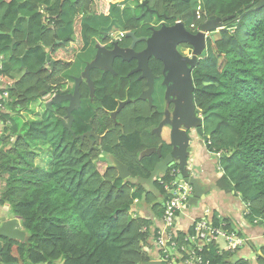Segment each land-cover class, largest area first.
<instances>
[{
  "label": "trees",
  "instance_id": "obj_1",
  "mask_svg": "<svg viewBox=\"0 0 264 264\" xmlns=\"http://www.w3.org/2000/svg\"><path fill=\"white\" fill-rule=\"evenodd\" d=\"M42 1L0 0V50L12 53L19 65L15 57L30 48L23 58L28 71L24 75L20 71L14 76L13 61L0 59V91L11 95L13 104L7 102L6 108L19 114L38 98L46 83L55 90L72 64L71 55L65 56L52 44L61 36L72 39L75 7L66 5L56 34L48 30L40 35L44 27L37 4ZM52 1L44 0L50 11L58 6V0ZM144 1L145 17L180 21L193 33L208 16L229 17L214 41L207 42L206 57L192 70L193 100L203 119L204 135L209 136V149L222 154L218 164L222 176L216 186L238 194L247 210L245 219L264 226V7L254 8L260 0ZM22 6L29 11L28 22L18 18ZM12 39L15 43L9 49ZM38 42L53 46L51 70L41 67L44 54L35 47ZM140 103L125 105L116 125L109 117L116 105L94 111V132L100 140L92 148L73 139L63 127L58 120L61 110L24 121L21 129L12 122L10 112L0 111V209H9L28 236L27 243L3 241L2 264H146L161 258L164 249L156 242L157 222H162L161 202L167 194L157 180L154 184L162 201L145 186L134 184L137 178H148L158 161L155 155L140 156L159 143L157 137L145 139L154 123L142 121L147 109L143 106V114L138 115ZM72 131L79 132L75 125ZM40 142L50 149L47 170L35 166L37 153L32 147ZM169 149L165 146L164 153ZM100 155L106 160L101 161ZM108 156L128 168L127 180L117 178ZM163 180L168 176L163 175ZM135 201L145 202L154 220L136 216ZM210 223L219 226L215 214ZM194 224L187 231L172 232V253L180 258L178 264L188 257L185 247L195 235ZM223 228L235 231L228 222ZM251 248L253 258L235 263L230 261L235 254L219 252L215 244L198 256L201 264H264V245Z\"/></svg>",
  "mask_w": 264,
  "mask_h": 264
},
{
  "label": "flooded vegetation",
  "instance_id": "obj_2",
  "mask_svg": "<svg viewBox=\"0 0 264 264\" xmlns=\"http://www.w3.org/2000/svg\"><path fill=\"white\" fill-rule=\"evenodd\" d=\"M54 2L55 0L51 3ZM41 3L46 4L44 0L39 2V4ZM66 5H73L76 10L75 16L72 19V39L62 37L61 39H57L59 43L56 45L59 46V50L65 56L71 55L72 64L70 67L74 65L76 75L70 77L66 71L61 75V81L57 84L55 90H51L50 85L46 83L44 89L40 92L45 90L46 86H48V90L46 91L48 96L51 94H59L60 96L72 95L77 90L79 96H77L74 104L76 105L78 100L79 107L72 112L73 121L71 129L73 125L76 126V130L79 131L76 136L92 133L88 138L85 137L82 140L75 139L87 142L91 148L100 140V136L94 132V118H92L94 111L103 110L104 106L113 105H116L114 108L116 110L119 103L126 100H130L128 104H134L136 101L142 102L136 106L138 115L143 114L144 106L147 109V117H144L142 121L154 123L153 127L148 130L149 136L145 137V139H148V141H151L152 137L159 139V143L156 146H150L146 149L161 147V157H166L170 153V149L165 153L164 151L165 146H168V134L171 131V127L168 124L163 125L158 135L151 134L150 132L156 129L162 121L172 119L177 95L180 94V87L175 80L173 81L174 74L167 70L169 66L156 57L150 56L146 59L145 63L147 64L145 68L147 69L144 74L143 53L147 49L148 41L154 32L160 30L162 26H172L174 23L157 21V18L149 19L145 17L142 0H58V6L52 11L49 10L46 4V12L50 17L47 24L55 28V30L50 31L59 30L58 25L60 23L58 22L65 11ZM115 5L117 6L112 9V13L110 14L111 6ZM37 14L39 13L37 12ZM25 18H28L26 20L28 22L30 15ZM40 22L44 27L43 30H40V35H44L45 31L49 29L42 23L41 15ZM125 34H131L132 37L125 38ZM52 45L55 46V44ZM53 46L48 52L50 59ZM35 47L38 48L37 44ZM115 47L116 49H114ZM188 49L185 44L176 46V51L180 58H183L185 61L186 58L190 59ZM29 50L30 48L27 47L23 55L20 57L16 56L15 59L19 61L20 58H24ZM113 50H120L121 52L129 50L130 53H125L124 58L113 57L109 65L110 70H108V62ZM12 56V53H10L11 58ZM97 56L99 61L98 68H92L88 73L84 74L86 66L94 61ZM165 56L169 57L168 54H165ZM45 60L46 55L44 54L41 67L51 70L49 64L44 65ZM186 66L189 67V64H186V62L183 64V67L182 65L179 66L182 69V75H184L183 69H186ZM18 69L22 75L28 73L25 67H23V59L22 66L20 63ZM150 85H152V90L150 91L152 105L148 104L147 99H138L142 94L149 91ZM167 92L168 95H166ZM121 95L124 97L123 100H120ZM68 105L69 102H62L53 107V114L55 115L60 110L64 112L59 113L58 118L64 128L69 122V118L65 112V108ZM47 111L44 109L42 116H45V112ZM119 113L115 117L116 122L111 119L114 125L117 124ZM154 116L160 117V119L158 120ZM140 118L142 117L139 116ZM191 134V132H188L189 136H192ZM95 138L97 141H95ZM194 138L193 142L194 140L198 141L197 136ZM0 216L4 215L0 213Z\"/></svg>",
  "mask_w": 264,
  "mask_h": 264
},
{
  "label": "water",
  "instance_id": "obj_3",
  "mask_svg": "<svg viewBox=\"0 0 264 264\" xmlns=\"http://www.w3.org/2000/svg\"><path fill=\"white\" fill-rule=\"evenodd\" d=\"M145 4V1H144ZM143 4V5H144ZM115 6H111L110 8V14L112 13V9ZM264 7V0H260L257 4H255L254 8H260ZM37 12L42 16V23L47 26L49 30H55L51 25H48L47 22L50 19V17L47 15L46 12V4L41 3L37 6ZM19 18L22 16L19 15ZM227 18H216L214 16H208L207 20L202 23L199 27V30L195 33L190 32L187 30L182 22H176L172 26H162V28L156 32L153 33V36L148 41V47L143 53L144 57V74L147 68H145L146 64L145 61L148 57L153 56L158 59H161L165 65L169 66L167 70H169L170 73L174 74L175 82L180 87V94L177 95V99L175 102V109L172 113V119L171 120H164L162 121L159 126L152 130L151 134L158 135L160 133V130L162 129V126L165 124H168L171 127V131L168 134V146L170 148V153L166 157H161V147L154 149H146L143 152H141V157L150 156L152 154H155L158 157V161L155 164L153 170L150 172L149 177L146 179L143 178H137L134 182L135 185H142L145 186L148 192H152L157 196H161L160 190L155 186L154 181L157 179L160 175L165 174L168 170V168L176 164L179 168V174L177 175V180H182L183 182L189 183L193 187V195L188 200L187 204L185 205V208H191V207H198L201 200H204V191L202 190V184L199 180V178L195 175V168L194 164L191 165V160L194 158L195 154L194 152H191L189 150L190 143L193 141V138L195 136L198 137V139H202L205 143L206 147H208V137L204 135L203 132V119L199 115V110L196 108L193 100V80H192V70L198 63V61L204 59L207 54L206 44L208 39L211 41H214L213 35L215 33H218L224 28L225 21ZM28 20V18H26ZM110 29V28H109ZM1 34V33H0ZM54 34H56V31H54ZM11 35V33L9 34ZM125 38L132 37L131 34H125ZM15 41L12 40V43L9 46V49H12ZM59 41L56 39L54 40V44H58ZM179 44H185L189 46L188 49V55L189 58H186V61L183 58H180L178 52L176 51V46ZM133 46V45H132ZM37 47L42 50V52L46 55V60L44 62V65L49 64L51 69L53 68L54 62L50 59V56L48 52L51 50L52 46L46 47L41 42L37 43ZM116 49V47L114 48ZM118 51V52H116ZM116 52V53H115ZM125 53H130L128 50L127 52H121L120 50H113L111 52V56L109 58L108 62V70H110V61L113 59V57H123ZM165 54H168L169 57L165 56ZM22 59H19V62L22 66ZM98 56L95 58L94 61H92L90 64H88L84 70V74L88 73V71L92 68H98ZM186 62V64H189V67L186 66V69H183L184 75H182V69L179 67ZM149 91L147 93L142 94L138 99L139 100H145L147 99L148 104L152 105V98L150 95V91L152 90V85L149 86ZM48 90V86H46V89L42 92L38 93V98L41 100L46 99L48 96L46 91ZM168 95V92L166 93ZM77 96H79L77 90H75L74 94L70 95H64L60 96L59 94L52 95L51 99L44 101V108L45 110H48L49 112L53 113V107L55 105H58L62 102H69L68 107L65 108V112L67 117L69 118V122L67 125H65V129L68 130L71 134L73 139H84L85 137L88 138L89 134H84L82 136H76L74 135L71 125L73 121L72 112L78 109L79 102L77 100L76 105L74 104V101L77 99ZM130 100L123 101L119 103L116 110L110 113V118L115 121L116 115L121 111V109L124 107V105L128 104ZM181 126V127H180ZM188 132H191L192 136L188 135ZM95 141L97 139L95 138ZM196 147H198V143L195 142ZM101 161H105L106 157L100 156ZM107 160L111 162V166L116 170L117 172V178L119 180H127L130 177L128 168L122 164L120 161H118L113 156H108ZM242 200V198L240 197ZM10 211L7 210L4 214V216H0V264L1 262V254L3 251V241H10V242H21V243H27L28 242V236L25 234V232L20 228L19 222L14 217H10ZM238 252V251H237ZM250 257H254V254L252 253ZM240 258L238 255H234L231 258V262L235 263L239 261ZM7 264H14V263H7ZM146 264H162L159 260H151Z\"/></svg>",
  "mask_w": 264,
  "mask_h": 264
},
{
  "label": "crops",
  "instance_id": "obj_4",
  "mask_svg": "<svg viewBox=\"0 0 264 264\" xmlns=\"http://www.w3.org/2000/svg\"><path fill=\"white\" fill-rule=\"evenodd\" d=\"M16 1L19 3L24 2V0ZM19 73L20 71H17L14 73V76H19ZM195 142L198 143V147H196ZM195 142L192 141L189 147V150L195 154L194 158L191 160V165L194 164V167H196L195 175L199 178L202 184V190L206 194L204 195V200L200 201L198 207H184L176 218L175 230L180 232L187 231L197 219L206 218L210 221L213 214H215L218 217L219 225L228 222L240 236L248 239V245L239 249L237 252L240 258L246 259L253 253L251 247L256 248L257 246L260 247L264 245L262 239L264 226L257 227L255 224L250 225L247 223L244 215L245 207L238 194H235L233 191L225 193V191L216 186L218 179L222 176L217 165V160L213 153L205 146L203 141L198 140ZM155 196L159 201H162L161 196ZM161 204L163 206L164 202L162 201ZM147 208H149V206L145 202L137 201L134 205V212L136 216L152 221L154 220V216L149 214ZM7 210L9 209L2 208L0 209V213L4 215ZM17 221L19 222L18 219ZM161 223L157 222V227L159 226L158 229L162 228Z\"/></svg>",
  "mask_w": 264,
  "mask_h": 264
},
{
  "label": "built area",
  "instance_id": "obj_5",
  "mask_svg": "<svg viewBox=\"0 0 264 264\" xmlns=\"http://www.w3.org/2000/svg\"><path fill=\"white\" fill-rule=\"evenodd\" d=\"M199 17L200 15L197 12V18ZM3 97V101L0 102V110L5 109L6 99H9L7 90H3ZM178 173V166L174 164L166 174L168 176L167 181L163 180V175L158 179V183L167 194L166 201L163 204L162 228L157 232L156 237L157 244L164 249L163 255L158 259L162 264H178L177 259L180 258L172 253L174 247L172 232L175 229L178 214L182 212L188 200L193 195V187L189 183L179 180L175 181ZM246 213L247 210L245 209L244 215ZM194 231L195 235L189 239V247H185L188 257L180 264H201V259L198 255L209 244L217 245L219 252H229L231 254L237 253L239 249L248 245L247 238L237 235L235 231L228 232L223 228V224L217 227L212 226L206 218L194 224Z\"/></svg>",
  "mask_w": 264,
  "mask_h": 264
},
{
  "label": "rangeland",
  "instance_id": "obj_6",
  "mask_svg": "<svg viewBox=\"0 0 264 264\" xmlns=\"http://www.w3.org/2000/svg\"><path fill=\"white\" fill-rule=\"evenodd\" d=\"M142 2H144V0H142ZM20 15L23 17H26L29 15V11L27 9V7L22 6L20 8ZM19 16V15H18ZM63 36H61L62 38ZM0 58L4 61V62H12L13 59L10 57V53L8 50L3 49L0 50ZM13 63L15 64V69L12 71V73H16L18 70V64L16 61H13ZM67 73L70 77L76 75V72L74 70V65H72V67H70L67 70ZM20 74V73H19ZM11 98V95H10ZM6 99V102H11V99ZM4 99L3 97V92L0 91V100L2 101ZM11 104H13L11 102ZM8 112H10V117L12 119V122L18 126L20 129L22 127V122L24 121H31V120H38L42 117V114L44 113V103L41 99H36L34 101H32L30 103V105L22 111L21 114L16 113L14 111H12V109L8 108ZM33 150L37 153V159H35V166L36 168H45L46 170L49 168V153H50V149L49 146L45 143H38L37 145H34ZM2 150V147L0 145V152ZM10 215L12 216V213L10 212ZM13 217V216H12ZM245 221L247 223H249L250 225H253V223L249 222L248 220L245 219ZM242 237V236H241ZM55 264H62L61 261L56 262Z\"/></svg>",
  "mask_w": 264,
  "mask_h": 264
},
{
  "label": "clouds",
  "instance_id": "obj_7",
  "mask_svg": "<svg viewBox=\"0 0 264 264\" xmlns=\"http://www.w3.org/2000/svg\"><path fill=\"white\" fill-rule=\"evenodd\" d=\"M143 4H144V2H143ZM207 20V19H206ZM206 20H204L202 23H204ZM176 22H180V21H176ZM198 30H199V28H198ZM197 30V31H198ZM196 31V32H197ZM216 34V33H215ZM215 34L213 35V38H214V36H215ZM208 41H209V39H208ZM207 41V42H208ZM207 49V48H206ZM199 62V61H198ZM197 65V64H196ZM1 85V84H0ZM3 92V91H2ZM52 95H54V94H51L50 96H47L46 97V99H44V100H42L43 102L44 101H47V100H49V99H51V97H52ZM37 99H39V98H37ZM3 101V100H2ZM1 100H0V102H2ZM6 106V105H5ZM45 109V108H44ZM0 111H3V112H8V109L5 107V109L4 110H0ZM21 114V113H20ZM199 115H200V117H201V114H200V112H199ZM208 137V143H209V136H207ZM195 139V138H194ZM199 140V139H198ZM200 141H203L202 139H200ZM194 142H195V140H194ZM205 144V143H204ZM206 146V145H205ZM208 149H209V145H208V147H207ZM210 150V149H209ZM211 151V150H210ZM212 152V151H211ZM213 153V155L215 156V158H216V160H217V165L219 164V158L222 156V154L221 153H215V152H212ZM174 165V164H173ZM172 166V165H171ZM170 166V167H171ZM169 167V168H170ZM219 167V166H218ZM169 168H168V170H169ZM179 169V168H178ZM220 169V168H219ZM168 170H167V172H168ZM167 172L165 173V174H162V175H166L167 174ZM179 174V173H178ZM162 175H160L159 177H161ZM159 177L157 178V179H155V180H157L158 181V179H159ZM179 181H182V180H179ZM134 204H136V202L134 203ZM235 255H237V253H235ZM155 260H158V259H155Z\"/></svg>",
  "mask_w": 264,
  "mask_h": 264
}]
</instances>
